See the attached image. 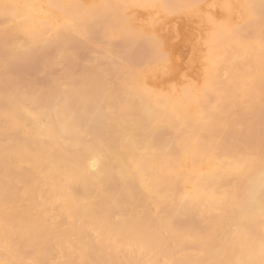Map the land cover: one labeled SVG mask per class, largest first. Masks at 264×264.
<instances>
[{
    "label": "bare ground",
    "instance_id": "bare-ground-1",
    "mask_svg": "<svg viewBox=\"0 0 264 264\" xmlns=\"http://www.w3.org/2000/svg\"><path fill=\"white\" fill-rule=\"evenodd\" d=\"M207 2L0 0V264H264V0L154 40Z\"/></svg>",
    "mask_w": 264,
    "mask_h": 264
},
{
    "label": "rangeland",
    "instance_id": "rangeland-1",
    "mask_svg": "<svg viewBox=\"0 0 264 264\" xmlns=\"http://www.w3.org/2000/svg\"><path fill=\"white\" fill-rule=\"evenodd\" d=\"M216 1L215 3H213L214 5L218 4L219 0H208V2L203 5L201 7L200 10L194 11L195 14H180V17H176L173 16V18H171V20H169L166 23V28L164 30L161 31H156L155 35H154V40L157 39L158 41L162 38H167V40L170 41V43L172 44V52L174 53L172 57H174L173 62L176 61V63L174 65L176 69H174V72L176 73L178 71V74L176 73V75H179V73H181L179 71V69H181V67H183V69L185 70V68H189L188 64L190 65V62L192 63L193 61H198L199 58H197L195 60V54H193L194 52L198 51L201 47V37H198L195 32L197 29L196 26H198L199 23L203 22L207 16L212 17L214 19H217V21H225L227 20V17L229 16L228 13H226V11L224 12L222 10V8H220L218 5L211 7L209 5V3H212ZM162 5L163 2H160L159 6L154 9H151L152 11L146 12L145 13V17H149V16H154V18H160L162 16ZM196 16H198L196 18ZM227 16V17H226ZM195 17V18H194ZM229 18V17H228ZM176 27L178 29V33L176 35L172 34L170 32V29ZM100 31L99 28H97L94 30V32L96 33L97 37H101L100 36ZM195 31V32H194ZM173 35V37H172ZM167 36V37H166ZM155 40V41H157ZM105 43V41L103 42V44ZM204 44H202L203 46ZM137 46V47H136ZM136 49H132L131 52L133 51L134 55H135V60L132 62L134 64L139 63L137 58H141L142 54L145 53V51L148 50L149 48V44H136L134 46ZM204 48V46H203ZM202 48V49H203ZM123 50V49H122ZM82 56V55H81ZM80 58L82 59V56ZM85 57V56H84ZM22 65L20 66H14V71H16V74L22 78H24L23 76L27 75L30 76V78H37L40 77V80L43 78L42 76H44L48 71L44 70L43 68H41V66L37 63L36 59L33 56H29L28 58H25L23 61H21ZM101 65L105 66V63H103L101 61ZM187 65V66H186ZM20 67V68H19ZM180 67V68H179ZM185 67V68H184ZM178 68V70H177ZM186 68V69H187ZM177 70V71H176ZM182 71V70H181ZM173 71L169 72V77L171 78V74L175 75V73ZM171 73V74H170ZM175 75V79L177 80V76ZM27 76H25V78H27ZM42 77V78H41ZM173 78V80H174ZM38 80V79H37ZM38 80L40 83L41 81ZM172 80V79H170ZM169 80V81H170ZM174 80V81H176Z\"/></svg>",
    "mask_w": 264,
    "mask_h": 264
}]
</instances>
